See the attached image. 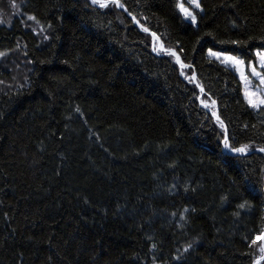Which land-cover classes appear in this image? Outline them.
Segmentation results:
<instances>
[{"label":"trees","instance_id":"trees-1","mask_svg":"<svg viewBox=\"0 0 264 264\" xmlns=\"http://www.w3.org/2000/svg\"><path fill=\"white\" fill-rule=\"evenodd\" d=\"M101 1L0 0V264H264V0Z\"/></svg>","mask_w":264,"mask_h":264},{"label":"snow or ice","instance_id":"snow-or-ice-1","mask_svg":"<svg viewBox=\"0 0 264 264\" xmlns=\"http://www.w3.org/2000/svg\"><path fill=\"white\" fill-rule=\"evenodd\" d=\"M189 2L194 5L196 8H199L200 5L197 2V0H189ZM93 3H99L100 7H105L106 4L102 3L101 0H93ZM113 3H116V5L118 7H123V5L119 4L118 0H113ZM15 6V5H13ZM180 10L184 13V15L186 17H190L193 21V23H195V16L192 14V12L188 9L185 8L183 6V4L179 5ZM29 19H34L33 17H29ZM145 31H147V29H145ZM172 55H175V53H172ZM209 55L210 56H215L218 59L221 57V54L218 52H212L211 50L209 51ZM257 57H258V64L260 68H264V53H257ZM178 62H179V58ZM222 62L228 66L231 65L233 68L236 69V71H238L241 75V80L244 82L245 84V98L248 102V104L253 107V108H259L260 106L264 105V94L258 95L257 92H252L249 91V86H251V81L249 80L248 76L245 74L244 71V61L242 59H239L236 56H224L222 59ZM182 67L184 65H181ZM250 67V71H251V75L252 77L255 78H259L260 80V84L264 85V74H262L261 72L257 71V68L255 66H249ZM261 92H264V89L260 90ZM207 107V105H205ZM78 110V109H77ZM229 144L227 142V140H225V148H228ZM235 152H239V153H244L247 150V145L242 146L240 148H235L232 149ZM262 151H264V149H262ZM241 208L244 207V205H240ZM257 239H261L262 241H264V233H262L260 236L257 237ZM253 243H255V241H253ZM262 251H264V249H261Z\"/></svg>","mask_w":264,"mask_h":264},{"label":"rangeland","instance_id":"rangeland-1","mask_svg":"<svg viewBox=\"0 0 264 264\" xmlns=\"http://www.w3.org/2000/svg\"><path fill=\"white\" fill-rule=\"evenodd\" d=\"M92 2V4L94 5H97V6H100L99 3H93V0H90ZM181 1V0H180ZM102 2V1H101ZM197 2L199 3V0H197ZM102 3H105V2H102ZM187 3L189 4L190 6V11L192 12V14L194 15V12L195 11H200V7L199 8H196L194 5H192L189 0H187ZM106 6H107V3H105ZM182 4V3H181ZM105 6V7H106ZM184 6V5H183ZM185 7V6H184ZM180 8V7H179ZM187 8V7H185ZM181 11V10H180ZM181 13L183 14L184 16V19L191 23L192 25H195L196 24V20H195V23H193L192 19L190 17H186L184 15V13L181 11ZM195 16V15H194ZM196 18V17H195ZM152 41H153V44H152V48L154 50V52L156 53H160V52H165V49L163 48L162 44L160 43V41L155 37L153 38L152 37ZM209 51H207V56L210 58V59H213L215 61H218L219 63L223 64L224 66H226L223 62H222V59L224 56H233L231 54H227V53H220L221 54V57L218 59L217 57L215 56H210L209 55ZM212 52H215V51H212ZM260 52V53H264V50H256L254 52V58L253 59H250L248 61H244V71H245V74L248 76L249 80L251 81V86H249V91H252V92H257L258 95H261V94H264V92H261L260 90L261 89H264V85H261L260 84V80L259 78H255V77H252L251 75V71H250V67L249 66H255L257 68V71L261 72L262 74H264V68H260L259 67V64H258V57H257V53ZM219 53V52H218ZM239 58V57H238ZM240 59V58H239ZM181 66V65H180ZM228 68H230L231 70H233L235 72V74L237 75L239 81H240V84H241V90H242V96H243V99L245 100L246 104L251 108V109H258V108H253L251 107L246 98H245V95H244V92H245V84L244 82L241 80V75L238 71H236L235 68H233L231 65H228L226 66ZM207 105V107L205 106ZM202 106L205 108V109H209L211 107L214 106V104H207V103H202ZM261 107H264V105L260 106L259 108Z\"/></svg>","mask_w":264,"mask_h":264},{"label":"water","instance_id":"water-1","mask_svg":"<svg viewBox=\"0 0 264 264\" xmlns=\"http://www.w3.org/2000/svg\"><path fill=\"white\" fill-rule=\"evenodd\" d=\"M105 3L109 4L110 2H105ZM117 7H118V6H117ZM118 9H121V10H122V8H120V7H118ZM152 37L155 38L154 35H152ZM172 53H174V52H172ZM172 53H171V54H172ZM175 56H176V54H175ZM177 63H178L179 65H181V62H180V60H179V62H178V59H177ZM193 79H195V76H193ZM212 116H213L216 120H218V117H217V114H216V113H212Z\"/></svg>","mask_w":264,"mask_h":264},{"label":"built area","instance_id":"built-area-1","mask_svg":"<svg viewBox=\"0 0 264 264\" xmlns=\"http://www.w3.org/2000/svg\"><path fill=\"white\" fill-rule=\"evenodd\" d=\"M156 54V52H154Z\"/></svg>","mask_w":264,"mask_h":264},{"label":"bare ground","instance_id":"bare-ground-1","mask_svg":"<svg viewBox=\"0 0 264 264\" xmlns=\"http://www.w3.org/2000/svg\"><path fill=\"white\" fill-rule=\"evenodd\" d=\"M103 2V1H102Z\"/></svg>","mask_w":264,"mask_h":264}]
</instances>
